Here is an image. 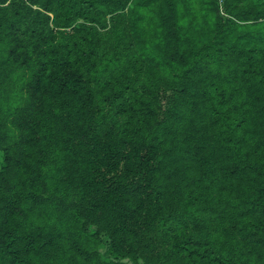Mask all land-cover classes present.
<instances>
[{
	"label": "trees",
	"instance_id": "obj_1",
	"mask_svg": "<svg viewBox=\"0 0 264 264\" xmlns=\"http://www.w3.org/2000/svg\"><path fill=\"white\" fill-rule=\"evenodd\" d=\"M223 3L0 0V264H264V0Z\"/></svg>",
	"mask_w": 264,
	"mask_h": 264
},
{
	"label": "rangeland",
	"instance_id": "obj_2",
	"mask_svg": "<svg viewBox=\"0 0 264 264\" xmlns=\"http://www.w3.org/2000/svg\"><path fill=\"white\" fill-rule=\"evenodd\" d=\"M218 3H219V8L221 9V13H222V15H224V3H223V0H218ZM100 248H102V247H100Z\"/></svg>",
	"mask_w": 264,
	"mask_h": 264
}]
</instances>
